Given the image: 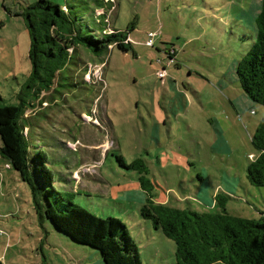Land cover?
<instances>
[{
    "label": "rangeland",
    "instance_id": "1",
    "mask_svg": "<svg viewBox=\"0 0 264 264\" xmlns=\"http://www.w3.org/2000/svg\"><path fill=\"white\" fill-rule=\"evenodd\" d=\"M37 1L0 0V102L27 100L29 153L48 156L57 190L100 217L120 218L142 264H180L176 241L141 213L145 170L146 189L171 206L205 212L207 198L229 190L230 213L261 216L264 187L249 182L247 165L258 154L251 139L264 107L243 94L235 68L256 38L259 0H50L70 8L75 30L91 34L90 26L101 36L113 28L132 45L71 49L34 107V96L22 92L32 64L21 13ZM136 160L145 166L127 167ZM31 177L45 207L46 189L32 170ZM33 197L0 153V264H79L72 262L78 252L86 263H103L93 248L41 221Z\"/></svg>",
    "mask_w": 264,
    "mask_h": 264
},
{
    "label": "trees",
    "instance_id": "2",
    "mask_svg": "<svg viewBox=\"0 0 264 264\" xmlns=\"http://www.w3.org/2000/svg\"><path fill=\"white\" fill-rule=\"evenodd\" d=\"M258 10L256 38L235 68L242 90L264 107V0H259ZM71 13L68 6L63 9L50 0L30 4L21 13L28 23L32 64L22 92L34 96L31 106L35 107V100L54 87L71 58V49L85 46L94 53L113 45L130 49L127 35L119 30L112 28L101 36L90 26L88 29L94 31L91 34L75 30ZM97 22L103 26L98 15ZM103 29L106 28L103 26ZM26 101L22 98L18 104L5 105L0 102V153L30 184L40 220H51L58 232L75 243L93 248L104 264H142L139 247L120 218H103L76 204L54 186L53 172L47 166L48 156L42 150L30 155L27 126L21 120L30 108ZM251 141L258 154L250 158L247 178L252 185L264 187V114ZM139 164L145 166L136 160L127 167ZM31 170L46 189L45 207L40 202L39 187L33 184ZM145 173L139 178L141 187L147 192L141 213L152 220L155 228L176 241L180 264H264V211L258 218L232 214L227 209L231 196L221 191L214 196L211 209L205 212L157 202L155 194L146 189L149 178L147 170ZM50 193L54 194L53 199Z\"/></svg>",
    "mask_w": 264,
    "mask_h": 264
},
{
    "label": "crops",
    "instance_id": "3",
    "mask_svg": "<svg viewBox=\"0 0 264 264\" xmlns=\"http://www.w3.org/2000/svg\"><path fill=\"white\" fill-rule=\"evenodd\" d=\"M131 45H132V43H131ZM236 80H238L237 78H236ZM243 94H245L246 96H248L246 93H243ZM249 97V96H248ZM250 101H253L252 99H250ZM257 126H258V124H257ZM249 160H250V158H249ZM249 164V163H248ZM248 166V165H247ZM201 177V176H200ZM199 177V178H200ZM201 180L203 181L204 180V178H202L201 177ZM219 189H221V188H219ZM221 190H219L218 192H220ZM217 192V193H218ZM217 193H214V195L212 196L213 198H214V196L217 194ZM223 193H226V194H230V192H229V190L227 191V192H224L223 191ZM209 196V195H208ZM208 200H206V204H208L209 206H211V205H213V203H214V200H212V202H211V199H209V198H207ZM157 202H163V203H165V201L166 200H161L160 198H159V200L158 199H155ZM70 245V244H69ZM71 246L73 247V248H76V252L77 251H79V247H76V246H73L72 244H71ZM94 256L95 257H97L98 255L97 254H95L94 253ZM84 257L85 256H83V255H80L79 254V252L78 253H76V254H74V257H73V260H72V262H78L79 264L82 262L83 264H91L90 262H88V263H86L83 259H84ZM99 258H101V257H99ZM94 264H104V263H102V261L100 260V262L98 261L97 263H94Z\"/></svg>",
    "mask_w": 264,
    "mask_h": 264
},
{
    "label": "built area",
    "instance_id": "4",
    "mask_svg": "<svg viewBox=\"0 0 264 264\" xmlns=\"http://www.w3.org/2000/svg\"><path fill=\"white\" fill-rule=\"evenodd\" d=\"M156 32L150 31L148 32V40L146 41V44L149 46H153L155 43V37H156ZM127 42H130L128 40H126ZM131 43V42H130ZM166 75L165 71H159V76L164 78Z\"/></svg>",
    "mask_w": 264,
    "mask_h": 264
}]
</instances>
